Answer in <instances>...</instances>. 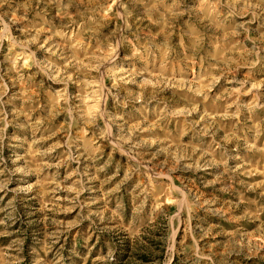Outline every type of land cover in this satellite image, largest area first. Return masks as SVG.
<instances>
[{
    "label": "rangeland",
    "instance_id": "374dc122",
    "mask_svg": "<svg viewBox=\"0 0 264 264\" xmlns=\"http://www.w3.org/2000/svg\"><path fill=\"white\" fill-rule=\"evenodd\" d=\"M0 264H264V0H0Z\"/></svg>",
    "mask_w": 264,
    "mask_h": 264
}]
</instances>
